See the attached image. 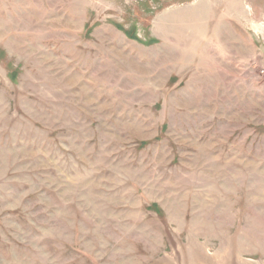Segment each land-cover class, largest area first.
<instances>
[{"label": "rangeland", "instance_id": "374dc122", "mask_svg": "<svg viewBox=\"0 0 264 264\" xmlns=\"http://www.w3.org/2000/svg\"><path fill=\"white\" fill-rule=\"evenodd\" d=\"M0 264H264V0H0Z\"/></svg>", "mask_w": 264, "mask_h": 264}]
</instances>
